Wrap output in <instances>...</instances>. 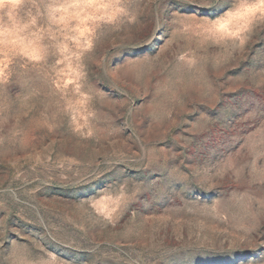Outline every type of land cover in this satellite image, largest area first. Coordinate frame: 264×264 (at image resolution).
Masks as SVG:
<instances>
[{
    "label": "rangeland",
    "instance_id": "obj_1",
    "mask_svg": "<svg viewBox=\"0 0 264 264\" xmlns=\"http://www.w3.org/2000/svg\"><path fill=\"white\" fill-rule=\"evenodd\" d=\"M0 264H264V0H0Z\"/></svg>",
    "mask_w": 264,
    "mask_h": 264
}]
</instances>
